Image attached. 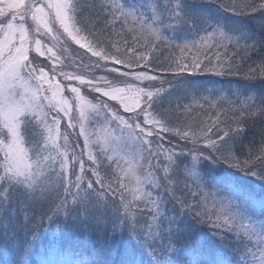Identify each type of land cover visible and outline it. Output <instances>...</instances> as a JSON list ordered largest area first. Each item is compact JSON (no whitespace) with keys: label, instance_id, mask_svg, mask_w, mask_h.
I'll use <instances>...</instances> for the list:
<instances>
[{"label":"snow or ice","instance_id":"6c2138e0","mask_svg":"<svg viewBox=\"0 0 264 264\" xmlns=\"http://www.w3.org/2000/svg\"><path fill=\"white\" fill-rule=\"evenodd\" d=\"M0 253L264 264V0H0Z\"/></svg>","mask_w":264,"mask_h":264},{"label":"trees","instance_id":"16d2710c","mask_svg":"<svg viewBox=\"0 0 264 264\" xmlns=\"http://www.w3.org/2000/svg\"><path fill=\"white\" fill-rule=\"evenodd\" d=\"M227 2V0H226ZM233 19H236L239 22H243L245 23L247 26L253 28L256 31H260V17L259 14H256L253 17H234ZM159 55V54H157ZM170 53L168 51H165L162 55H160V59L159 61L155 60L153 61V63L157 66H162V67H167V62H166V58L170 57L169 56ZM175 55L174 53H172L171 56ZM178 56V55H177ZM256 57L253 56V59H255ZM164 64H163V63ZM245 69H241V71H244ZM161 76H163L165 78V80H170V79H174L170 74L167 73H157ZM189 79H196V80H200L203 82H207V81H214L216 82L217 85H223V84H227V86H231L233 88L237 87V86H243L245 85V81L243 80L242 76H224V77H216V76H197V77H188ZM260 81H257L255 83V87H260ZM165 87H167V84H165ZM227 88V87H225ZM198 111V110H197ZM262 125L258 122L257 123V129L259 127H261ZM256 129L250 130L249 131V137H251L254 133H255ZM245 143H248V139H245ZM3 256L2 253H0V260H2Z\"/></svg>","mask_w":264,"mask_h":264},{"label":"rangeland","instance_id":"374dc122","mask_svg":"<svg viewBox=\"0 0 264 264\" xmlns=\"http://www.w3.org/2000/svg\"><path fill=\"white\" fill-rule=\"evenodd\" d=\"M69 47V52L68 53H62V55L65 57V67L64 70L65 71H72V72H76L79 71L81 74H84L86 76H99V75H105L106 73L103 72L102 70L99 69H91L89 67H85V65H91L92 63H94L96 61L95 57H91L90 54H86L84 49H80L77 45H75L74 43L69 42L68 44ZM170 53V57L172 55V53H174L176 56L179 55L178 51H168ZM73 58H75V64H80L81 66L77 69V67L75 66V64H73ZM81 61L83 62L81 64ZM164 64V63H163ZM109 78H111V76H109ZM58 79H61V77H58ZM63 83L67 84V83H73V84H77L78 82L72 81V82H68V81H63ZM224 87H229L227 86V84H223ZM68 95H70V93H66ZM85 94L89 95V99H91L94 95L96 94H88L87 91L85 90ZM74 117L76 116L75 113H73ZM78 131V129H77ZM75 139V138H73ZM80 143L82 145L83 141L82 138H80ZM76 151H80V149H76ZM86 159V158H85Z\"/></svg>","mask_w":264,"mask_h":264}]
</instances>
